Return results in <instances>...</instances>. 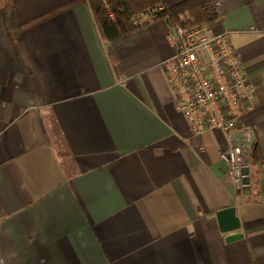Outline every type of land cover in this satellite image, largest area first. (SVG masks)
<instances>
[{"label":"crops","instance_id":"1","mask_svg":"<svg viewBox=\"0 0 264 264\" xmlns=\"http://www.w3.org/2000/svg\"><path fill=\"white\" fill-rule=\"evenodd\" d=\"M198 1L253 91L248 187L226 180L223 132L177 110L160 22L103 41L85 0H0V264H264V0ZM8 3L35 20L16 47ZM230 206L240 227L221 232Z\"/></svg>","mask_w":264,"mask_h":264},{"label":"built area","instance_id":"2","mask_svg":"<svg viewBox=\"0 0 264 264\" xmlns=\"http://www.w3.org/2000/svg\"><path fill=\"white\" fill-rule=\"evenodd\" d=\"M143 20L151 22L152 17L138 16L135 21ZM164 33L172 54L161 67L177 110L193 134L211 128L223 132L228 146L219 154L226 164V180L235 189L248 187L252 145L244 137L236 141V135L244 131L242 117L251 108L253 91L240 54L227 31L214 32L207 22L190 25L182 17L166 24Z\"/></svg>","mask_w":264,"mask_h":264},{"label":"trees","instance_id":"3","mask_svg":"<svg viewBox=\"0 0 264 264\" xmlns=\"http://www.w3.org/2000/svg\"><path fill=\"white\" fill-rule=\"evenodd\" d=\"M85 2L96 32L103 41L117 40L149 23L146 20L136 22L138 16H151V22L158 21L163 28L166 24L180 22L182 17H185L190 25L211 22L216 18L215 9L212 6H202L198 0H183L169 6L165 5L163 0H85ZM159 4L163 5L162 10H157ZM2 11L10 40L16 47L20 32L35 20L24 24L17 23L10 3L6 4ZM256 151L257 146H251L249 160L252 155L255 156Z\"/></svg>","mask_w":264,"mask_h":264},{"label":"water","instance_id":"4","mask_svg":"<svg viewBox=\"0 0 264 264\" xmlns=\"http://www.w3.org/2000/svg\"><path fill=\"white\" fill-rule=\"evenodd\" d=\"M216 218L221 232L236 231L240 227L239 218L236 216L234 206L226 207L217 211ZM240 237L241 234L234 232L226 238V241H231Z\"/></svg>","mask_w":264,"mask_h":264},{"label":"rangeland","instance_id":"5","mask_svg":"<svg viewBox=\"0 0 264 264\" xmlns=\"http://www.w3.org/2000/svg\"><path fill=\"white\" fill-rule=\"evenodd\" d=\"M250 164H251V161H250Z\"/></svg>","mask_w":264,"mask_h":264}]
</instances>
